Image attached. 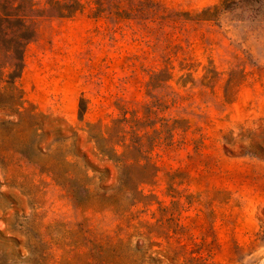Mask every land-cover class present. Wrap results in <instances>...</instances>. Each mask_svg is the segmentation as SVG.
<instances>
[{
  "label": "rangeland",
  "instance_id": "374dc122",
  "mask_svg": "<svg viewBox=\"0 0 264 264\" xmlns=\"http://www.w3.org/2000/svg\"><path fill=\"white\" fill-rule=\"evenodd\" d=\"M81 2L0 107V264H264V0Z\"/></svg>",
  "mask_w": 264,
  "mask_h": 264
},
{
  "label": "trees",
  "instance_id": "16d2710c",
  "mask_svg": "<svg viewBox=\"0 0 264 264\" xmlns=\"http://www.w3.org/2000/svg\"><path fill=\"white\" fill-rule=\"evenodd\" d=\"M94 1L99 4L101 11H103L104 3L109 5L111 2V0ZM38 4L36 0H0V74L2 77H8V80H3L7 85L0 87V107L17 108L22 104L23 93L20 96L16 94L18 91L16 84L24 68L26 46L37 34L36 15L42 12L59 17H69L84 8L81 0H45L43 9H38ZM124 120L127 119L124 118ZM118 127L120 128L117 132L122 133L123 128L119 123ZM113 137H117V140L112 138L110 141L122 142L127 151L119 155L115 148L108 151L100 144L99 148L120 163L126 159L130 145H125L124 136L115 135ZM134 148L138 153L141 150L140 146ZM122 189L128 191L133 190L134 187L123 184ZM119 243H122V240H119Z\"/></svg>",
  "mask_w": 264,
  "mask_h": 264
}]
</instances>
